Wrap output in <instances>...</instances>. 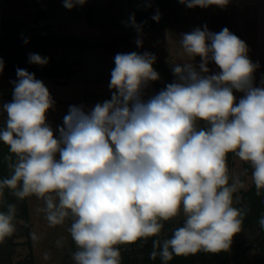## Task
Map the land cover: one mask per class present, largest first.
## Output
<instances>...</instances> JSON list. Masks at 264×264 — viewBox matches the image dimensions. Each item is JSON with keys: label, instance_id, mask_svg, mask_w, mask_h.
<instances>
[{"label": "clouds", "instance_id": "obj_1", "mask_svg": "<svg viewBox=\"0 0 264 264\" xmlns=\"http://www.w3.org/2000/svg\"><path fill=\"white\" fill-rule=\"evenodd\" d=\"M86 2L63 0V6ZM179 2L223 8L230 0ZM151 19L159 22V10ZM124 23L142 47L143 25L135 14ZM179 44L188 59L170 66L174 79L158 92L148 93L160 80L154 53H117L110 99L91 108L69 105L55 129L47 118L56 104L48 87L16 68L12 99L0 103V142L11 154L0 197L8 189L18 200L41 199L53 226L70 219L74 264H121V245L158 237L164 222L181 214L183 225L170 238L153 241L164 264L173 254L229 250L244 215L234 206L243 183L230 175L229 154L250 166L257 193L264 190V79L257 86L254 76L259 63L227 27H196L180 34ZM28 62L43 67L49 58L29 53ZM15 215V204L0 211V242L15 232ZM259 224L264 228V217Z\"/></svg>", "mask_w": 264, "mask_h": 264}, {"label": "rangeland", "instance_id": "obj_2", "mask_svg": "<svg viewBox=\"0 0 264 264\" xmlns=\"http://www.w3.org/2000/svg\"><path fill=\"white\" fill-rule=\"evenodd\" d=\"M0 7H3V3L5 0H0ZM36 1V0H35ZM34 0H7L6 3V8L7 11L3 12V10L0 12V45L7 46V44H11L8 42L9 39L11 40H18L19 44H21L19 47V51L23 52L25 57H28L29 53H36L41 56H43L44 49L45 52L47 51L46 48H49L50 46H45L43 45L44 40L37 42L38 46V52H34V47L29 46L30 42H32L33 39H37L40 37V35H45L48 37H52V41L54 44L57 45H52V47L56 49H61L63 47H57L62 45L63 43H66L69 47V42L72 44V42L75 41V38H67L68 33H74L73 29H69L66 23L68 22V16L71 17L72 20L69 19V22H73L74 16L76 17L77 15L80 16L79 13H75L74 15V10L72 11L73 13L63 12L60 11L59 14L55 16L56 20H59V18L64 19L61 21L64 24H60L58 21H42L46 19V14L43 13L39 15L40 17H37V14L35 15V11L33 10L34 7ZM152 3V8L155 9V11L159 10V0H151ZM142 6L140 4V7L145 9L148 7L149 4L146 6L145 0L141 1ZM127 4V3H126ZM128 9L129 13L124 11V14L129 19V17L134 13L135 14V19H140L144 22H142V25L145 26H150L153 24H157L158 28L152 29L151 32H147V35L149 33L151 34V38L156 41L154 44V47H156L157 50L161 51L159 57H156V62L162 63V65L166 63H171L173 64V61L175 60L169 59V57H172V55H177V52L173 47L170 48L171 43L174 41L172 39L175 38V36H171L170 40V35L168 36V28L165 27V24L163 20L160 18L159 22H156L151 19L152 17V12L148 10H144L145 12H141L142 10H139V8L136 6L137 1L135 0H128ZM126 7V6H125ZM180 7L184 10L183 13L186 14V17H191L194 16L193 12L197 11V18L200 19H207L208 15H202V14H210L209 9L211 8L214 9V6H209V7H203L205 8V11L200 12V7H195V8H188L186 5L180 3ZM87 9V14H91L89 10L93 9L90 7H86ZM9 10H12L11 15L9 17H6L7 21L2 22V17L6 15V13H9ZM92 11V10H91ZM110 11V10H108ZM225 15H232L237 18L236 24L237 27L235 29L239 32L241 36H243L242 40L246 42L249 48V57H264V0H230V3L226 7H217L215 6V14L216 12H220ZM34 15H32V13ZM94 12V11H93ZM92 12V15H93ZM224 12V13H223ZM31 13V14H30ZM83 13V12H82ZM159 13H165L164 11L159 10ZM85 13V15H87ZM60 15V17H59ZM85 15L82 14V16L85 18ZM125 16H119L116 18V22H110L112 25L111 28L108 26L110 30H118L116 28L122 27L121 31H117L116 34H112L110 30H107V33H97L94 37V32L89 30L87 28H80L83 29L86 33L85 36H78L83 38L84 37V43L90 39L88 38V35H92V38L94 40H98L102 44L105 43V45L113 44L112 47H106L105 49H102L100 53L96 54H90V57L92 59H88L86 61L79 60V66H75L74 68L77 67V69H69L68 65L70 66V61H64V63H60L58 68L63 67L65 73L67 69L70 70V73L74 72L75 76H69L63 78V82H66L64 86H59L57 85L56 78L55 77H44L41 75H36V65H32L28 67V69L32 70L33 73L35 74L37 79H40L44 82V84L48 87L52 97L54 98L56 104L55 105H65V103H75L76 101H80L81 104L87 103V99L92 98L94 94L97 92L98 95L101 94L100 97V102L110 99V91H109V81H110V72L111 69L114 68L112 64H109V60H113L114 64V56L115 53L119 48L125 49V48H130L131 50L138 49L137 47H130V40H131V34L130 32L132 31V27H127L125 28L124 26H120V24L123 25V21L126 22V17ZM111 16H108L107 21L109 22L111 20ZM123 20V21H122ZM189 20V19H188ZM236 20V19H235ZM65 21V22H64ZM86 18L83 21V25H90L88 22L89 20L86 21ZM10 22V25H15L18 29V32L13 35H9V31L7 29H11V26H8L7 24ZM43 22V23H42ZM137 22V20H136ZM76 23V22H75ZM85 23V24H84ZM116 23V25H115ZM226 22L222 20L220 24H222L225 27ZM5 24V25H4ZM109 24V25H110ZM231 24V23H230ZM2 25L5 26V32L3 31L4 28H2ZM47 25H49L47 27ZM117 26V27H116ZM174 27V26H173ZM130 28V29H129ZM120 29V28H119ZM129 29V30H127ZM169 30L174 31V28ZM44 31V34L43 32ZM114 31V30H113ZM122 32V35H117ZM234 33V32H233ZM22 35L24 37L29 38V43L25 45L22 40ZM113 35V36H111ZM117 35V36H116ZM154 35V36H153ZM142 36V35H141ZM142 38V37H141ZM78 39V38H77ZM137 39V36H136ZM135 39V40H136ZM34 40V41H35ZM79 40V39H78ZM147 40V39H146ZM33 43V42H32ZM31 43V44H32ZM78 46H82V41L78 42ZM41 44V45H40ZM82 44V45H81ZM173 44V43H172ZM16 45V44H12ZM40 46V47H39ZM16 47V46H15ZM77 47V46H76ZM31 48V49H30ZM44 48V49H41ZM135 48V49H134ZM129 49V50H130ZM175 50V51H174ZM97 51V50H96ZM118 52V51H117ZM116 52V54H117ZM138 52V50L136 51ZM143 52V51H140ZM77 57L74 58L73 54L72 55H67L68 59H81L82 55L78 51ZM120 53V52H118ZM123 53V52H122ZM58 57H63V55L60 53L57 55ZM22 58L21 60H23ZM66 59V57L64 56ZM28 59V58H27ZM52 60V59H51ZM94 60V61H93ZM54 62V67L56 66V60H52ZM181 61V60H180ZM28 63V62H27ZM98 64L99 67H103L106 72L102 71L100 73L99 69L95 67V64ZM180 63V62H179ZM102 66H101V65ZM53 66V65H52ZM71 66H74V64H71ZM45 69H48L51 67V64L49 63L44 66ZM154 69L159 73V67H156L153 65ZM168 67V66H167ZM170 68V67H169ZM166 68L169 70L170 69ZM209 68H212L211 65H209ZM27 69V71H28ZM30 72V71H29ZM31 73V72H30ZM160 79L162 80L163 78H166L168 75L165 74H159ZM109 77V78H105ZM16 79V73L14 72H8L7 70H3V73L0 74V103L2 102H9L12 99V85L10 81ZM59 79V78H58ZM61 79V78H60ZM100 79V80H99ZM256 81V80H255ZM92 83V84H91ZM260 85V84H259ZM258 85V86H259ZM165 85H163L161 88H163ZM159 85H151L150 88L148 89V93L152 94L153 90L155 92H158L161 88H158ZM91 90H89V89ZM89 90V91H88ZM86 91L88 93H86ZM89 94V96H87ZM91 95V97H90ZM238 98L239 94L237 93ZM84 102V103H83ZM97 103V100L93 103L88 104V108H91L93 105ZM57 115L61 116V111L58 108L57 109ZM52 112L48 113V116H52ZM55 114V112H54ZM59 116V118H60ZM0 127H3V117H0ZM1 146H5L2 142H0ZM227 163L229 167V172L231 176H236L240 179V181L243 183V187L240 188L234 196H238L236 199H234V205L236 206L238 202H240L241 198V193L242 192H247L251 189L253 186L252 180H251V174H248L245 169V162H242L239 160V158L235 157L234 154H229L227 158ZM38 198L35 196L30 197V201H36ZM41 200V199H40ZM43 206L39 207H32L31 208V221H30V226H31V232L33 233L32 235V240L31 244H22L26 242L25 238H21L18 240L22 245L19 247L15 248V253L13 255V258L10 262L4 263V264H74V261L72 260V253L75 251L74 244L72 243L71 236L68 232V228L70 226V223L68 220H66L63 224H60L61 226H57L54 229L52 227H46V219H44L45 213L42 211ZM34 211V212H33ZM184 217L183 215H179L175 219L176 226L174 229L178 228L179 226H182L183 224ZM171 230V229H170ZM169 232V231H168ZM166 231V233H168ZM261 233L260 230L256 227H242L241 231L237 233L232 240V244L230 249L228 250L233 259H232V264H264V255L262 252L259 250V245L258 242L261 238ZM124 248L123 250H126V246L123 245ZM121 264H124V259L121 256Z\"/></svg>", "mask_w": 264, "mask_h": 264}, {"label": "crops", "instance_id": "obj_3", "mask_svg": "<svg viewBox=\"0 0 264 264\" xmlns=\"http://www.w3.org/2000/svg\"><path fill=\"white\" fill-rule=\"evenodd\" d=\"M135 1H137L136 6L139 8V10H142L141 12H145L146 10L151 11V12L153 11L152 16L156 13L155 9H153L152 6H150V7L148 6L146 9H145V7H144V9L142 7H140V4L142 6V3H141L142 0H135ZM150 1L151 0H145L144 4H146V6H147L148 5L147 3H151ZM163 1H164V4H163L164 8L161 7L162 3L159 2V10L164 11L165 13H160V18L162 20L164 19L163 22L165 24V27L167 26L171 29V26H172V28H174V31L169 30V28L167 30V31H169L168 36L170 35V40H171V36H173V35L175 36V38L172 39L174 41L172 42L173 44L171 43L170 48L174 46L175 50L177 52H179V53H177V55H179V56L172 55V57H169V59H171V61L175 60V62L173 61V64L166 63V64L162 65V63H158V62H156L154 64L155 68L159 67V68H156V69H159V74H165L166 73L168 76L166 78H163L162 80L160 79L159 81L153 82L151 85H156V84L166 85L167 83H171L173 81L174 77H173L171 69L169 67L176 64V63L184 62L188 59L187 56L183 54L182 49H181L180 44H179L180 34L190 32L194 28L202 27L205 24L207 25V27L210 31L219 32L224 28V26L222 24H220L223 20L224 22H226L224 24L225 27H227L232 33L234 32V34L237 35L240 39L243 38V36H241L239 34V32L235 29V27H237V24H236L237 18L234 16V14L225 15V14H222L221 11L216 12V14H215V5H213L214 9L213 8H211V10L209 9L210 14H202V15H208L207 19L204 20L202 18L199 20V18H197V16H196L198 9H197V11L193 12L194 16H191V17L187 16L186 17V14L183 13L184 10L180 7L179 0H163ZM0 3H1V1H0ZM6 3H7V0L4 1L3 7L2 6L0 7V10L1 11L3 10V12H5V11H7V9H9V8H6ZM128 5H129L128 0H87V2L83 6H77L71 10H68L63 6V0H36L34 3L33 10L35 11V15L37 14V17H40L39 15H41L43 13L46 14L47 17L45 20H42L43 22L54 20V21H58L60 24H64L61 22L64 19H61V18H59V20L55 19V16L57 14H59L60 11H63V12L68 11L69 13H73L72 11L74 10V13H73L74 15H76L75 13H79V12L81 13L80 16L79 15H77L76 17L74 16V18H73L74 21L72 23L69 22V19L70 20H72V19L70 16H68V22L66 24L69 25L68 26L69 29L74 30V33H71V32L68 33L67 38H69V39L75 38L78 42L82 41L83 45L81 44L82 46H77V47L73 45V46H69V47H63L61 49L49 47V48H47V51L43 54V56L48 57L50 60L51 59L56 60L57 61L56 63H58V64L64 63V61H70L71 62L70 66L68 65L69 69H73L75 66L78 67L79 66V60L86 61L88 59H92L90 57L91 53L92 54L100 53L102 49H105L106 47H109V46L112 47L113 44H109V45H107V44L105 45V43L102 44L98 40H95V38H94V40L91 39L92 35H90V37L88 35V38H86V39H90V40H88L87 43L86 42L84 43V40H85L84 37L81 38L78 36H85L86 33L83 29H80V28H87L89 30V32L93 31L94 37L97 36V35H95L97 33H102V35H104V33H107V30L109 29L108 26H110V27L112 26L110 24V22H114L116 20V18H118L120 15L125 16L124 11H126L127 13L130 14L129 9H128ZM150 5H152V3ZM87 6L90 8H93V9H91L92 11L89 10L91 12V14H89V12L87 14V12H86ZM200 9H201L200 12L205 11V8H203V7H200ZM108 10H110V11H108ZM92 12H93V15H92ZM11 13H12V10H9V13H6V15L8 14L7 16L4 17V15H3L2 19H1L2 22L7 21L6 17H9V15H11ZM85 13L87 15H85ZM82 14L85 15L86 21L89 20L88 21L90 23L89 26L85 24L86 21L84 23L85 25H83V21L85 18L82 16ZM32 15H34V14L32 13ZM108 16L112 17L109 22L107 21ZM59 17H60V15H59ZM125 17H126V21H128L127 14ZM135 20H137L138 24H143L142 22H144L140 19H135ZM115 25H116V23H115ZM48 26L49 25H47V27ZM120 26H124L125 28L128 27V26H126L124 21H123V25L120 24ZM2 28H4V25H2ZM111 28H113V27H111ZM121 28L122 27L116 28L118 30L113 29L114 31L110 30V29L109 30L112 34L113 33L116 34L117 31L122 30ZM156 28H158L157 24H153L150 26L143 25V30H142V34H141L142 35L141 37L143 40V46L140 48H138L135 44V39H136V36L138 34L134 28H131L132 31L130 32V34H131L130 47L133 46V47H137L138 49L134 48L135 50H131L130 48L127 47L125 49L119 48L117 51L120 53H122V52L123 53L133 52V51H137V50H138V52L148 51V52L154 53L156 57H159L161 51L157 50L156 47H154V44L156 41H154L151 38L150 33H149V35H147V32H151L152 29H156ZM129 29H127V30H129ZM42 32L44 34V31H42ZM117 35H122V32H120V34L117 33ZM111 36H113V35H111ZM40 37L45 38L48 36L40 35ZM32 49H33V47H32ZM78 51L82 55L81 59H73V60L68 59L67 55L73 54L74 58L77 57L76 52H78ZM116 52H114L115 55H116ZM60 53L63 55V57L57 56ZM100 54H102V53H100ZM64 56L66 57V59L64 58ZM27 58L28 57H26V59ZM249 58L253 62L259 63V68L254 73L255 80H256L255 83L258 86L261 83V80L264 79V57H255V58L249 57ZM27 62H28V59L25 61V63L21 64V66L25 69L27 68V66L29 64V62L28 63ZM199 62H200V58L196 57L195 63L199 64ZM71 64H74V66H71ZM94 64H95V67L100 70L99 71L100 73H102V71L106 72L108 70V69L105 70L103 67H99L98 64H96V63H94ZM109 64H112V66H115L113 64V60H109ZM210 65L212 66V68H210L211 70H213V71L217 70L216 66L214 64H210ZM77 67L74 69H77ZM166 68H169L170 72ZM71 74L75 76L74 72H72ZM104 77L109 78L106 76H104ZM63 80L64 79H62V78L61 79L57 78L56 79V81H58L57 85L64 86L66 84V82L62 83ZM97 92L94 94V96L92 98L87 99V103L83 102L84 103L83 105H85L87 107L88 104H90V103L94 104V102L96 100H97V102H100L101 94L98 95ZM86 93H88V92L86 91ZM238 94L241 95L240 93H238ZM236 95H237V93H236ZM87 96H89V94H87ZM90 97H91V95H90ZM237 97H238V95H237ZM80 104H81L80 101H76L75 103H65V105H63V106H61L62 104L61 105H59V104L55 105V109L49 111V112H52L53 114H52V116L47 117L48 122L51 123L53 128L55 129L57 125H62L63 116L65 114H67L69 105H80ZM58 108L61 111V116L57 115V113H56ZM54 112H55V114H54ZM59 116H60V118H59ZM27 202H28L29 211H30V218H31V208L33 206L34 207L43 206V201L40 199H37L36 201H30V197H27ZM44 219H46V217H44ZM68 222L71 223V220L69 219ZM45 225H46V227L48 226L49 228L52 227V229H54L55 227L57 228V226H61V225H54V226L50 225L48 221H46ZM32 235H33V233H32ZM72 243L74 244L73 241H72ZM74 247H75V244H74ZM74 250L76 251V247Z\"/></svg>", "mask_w": 264, "mask_h": 264}, {"label": "trees", "instance_id": "obj_4", "mask_svg": "<svg viewBox=\"0 0 264 264\" xmlns=\"http://www.w3.org/2000/svg\"><path fill=\"white\" fill-rule=\"evenodd\" d=\"M35 1V0H34ZM161 7L164 8V1L160 0ZM5 25V24H4ZM10 25V22L7 24V28ZM15 25L11 26V29H7L9 31V35H15L18 32V29ZM5 26H4V32H5ZM35 39L30 42L29 46L34 47V52H38V44L37 42H40L44 40L43 45H47L52 47V45H57L53 43L52 37H38L35 41ZM8 42H12L11 44H7V46L0 45V57H2L4 61V70H7L8 72H14L16 73V68L19 67L21 69H25L21 66V64L25 63L27 60L23 52L19 51V47L21 44H19L18 40H11L9 39ZM16 44L15 46L12 44ZM32 43V44H31ZM69 46H78L79 43L75 39L72 44L70 42L68 43ZM41 45V44H40ZM68 46L66 43H63L60 46L57 47H66ZM40 47V46H39ZM44 49V48H41ZM47 49V48H46ZM45 53V49H44ZM43 53V54H44ZM24 58L23 60H21ZM53 60V59H52ZM49 59V65L51 64V67L48 69H45V67H41L39 65H36L38 69H36V75H41L44 77H55L57 78H65L69 76H72L70 73V70L67 69L66 73L63 69V67L58 68L60 64L56 63V66L54 67V62ZM33 64H28L26 70L28 67L32 66ZM53 65V66H52ZM33 70V69H32ZM28 69L31 73L33 71ZM11 155L8 151V147L1 146L0 145V179L7 177L11 174V169L9 168L10 161L7 159V157ZM14 159V157H13ZM245 169L248 174H251V168L248 164L245 163ZM241 198L239 199L240 202L237 203L235 207L241 209L244 213L243 215V222L242 227H256L260 230L261 238L258 242L259 250L264 255V228L260 227L259 220L261 217H264V190H262L259 194L257 193V190L253 184L251 189L247 192L241 193ZM238 196H234V199H236ZM15 204L16 205V215L14 223L16 224V230L15 232L8 238H6L3 242H0V264H4L7 262H10L13 258L15 248L19 247L22 244H31L32 240V232H31V226H30V211L29 206L27 202V198L23 200H18L10 190L5 189L4 194L2 197H0V211H7V204ZM175 219H172L170 221L164 222V228L162 229L161 233L158 237H151V238H141L138 239L136 242L126 244L127 247L126 250H123L124 246H120V253L121 256L124 259V264H164L162 262L159 254H158V247L154 249L153 241L159 240L163 241L164 239L170 238L174 227L176 226ZM183 225V224H182ZM180 227V226H179ZM171 229V230H170ZM166 231L168 233H166ZM21 238H25L26 242L20 243L18 240ZM156 250L157 255L155 258L152 257V252ZM232 255L231 253L227 251H220V252H205V251H198L194 254H187V255H175L173 254L172 258L166 262V264H232Z\"/></svg>", "mask_w": 264, "mask_h": 264}, {"label": "flooded vegetation", "instance_id": "obj_5", "mask_svg": "<svg viewBox=\"0 0 264 264\" xmlns=\"http://www.w3.org/2000/svg\"><path fill=\"white\" fill-rule=\"evenodd\" d=\"M156 85H158V84H156ZM152 86H153V85H152ZM162 86H163V85L160 84L158 88H161ZM154 92H155V91L153 90V93H154Z\"/></svg>", "mask_w": 264, "mask_h": 264}]
</instances>
